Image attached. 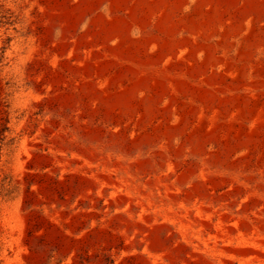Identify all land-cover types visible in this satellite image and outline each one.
<instances>
[{
  "label": "rangeland",
  "instance_id": "rangeland-1",
  "mask_svg": "<svg viewBox=\"0 0 264 264\" xmlns=\"http://www.w3.org/2000/svg\"><path fill=\"white\" fill-rule=\"evenodd\" d=\"M0 264H264V0H0Z\"/></svg>",
  "mask_w": 264,
  "mask_h": 264
}]
</instances>
